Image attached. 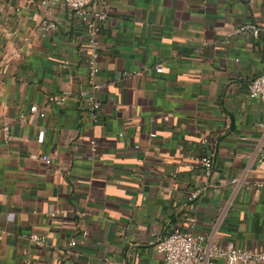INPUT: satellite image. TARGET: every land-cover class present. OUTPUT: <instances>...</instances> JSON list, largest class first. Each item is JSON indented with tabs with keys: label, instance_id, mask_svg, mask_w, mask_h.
<instances>
[{
	"label": "crops",
	"instance_id": "1",
	"mask_svg": "<svg viewBox=\"0 0 264 264\" xmlns=\"http://www.w3.org/2000/svg\"><path fill=\"white\" fill-rule=\"evenodd\" d=\"M262 21L264 0H112L92 91L73 12L0 0V264H162L156 246L175 229L264 251V103L248 94L264 33H234ZM81 92L101 103L98 122ZM209 154L205 176L193 159Z\"/></svg>",
	"mask_w": 264,
	"mask_h": 264
},
{
	"label": "built area",
	"instance_id": "2",
	"mask_svg": "<svg viewBox=\"0 0 264 264\" xmlns=\"http://www.w3.org/2000/svg\"><path fill=\"white\" fill-rule=\"evenodd\" d=\"M59 2L68 10L73 12L76 18L83 25L88 39V47L91 49V54L87 58L86 66L88 69V76L90 80L91 90L98 91L101 89V84L97 81L99 75V68L97 66L99 39L104 27L106 26L111 12L112 0H59ZM46 4V2H42ZM55 28L52 22L43 25V31L49 32ZM236 35H250L260 36L264 33V21L260 23H247L235 29ZM157 73H163V66L159 65L155 68ZM126 76L129 74H125ZM140 75V74H139ZM249 97L253 100L264 103V72L256 77L249 84ZM71 94L63 92L50 96L48 101L50 104L63 105ZM79 97L83 100L84 107L92 114L95 122L99 121V114L101 110V103L94 97V95L81 92ZM30 115L35 120L45 117V110L38 106L30 108ZM20 121L25 122L27 115L23 114L19 117ZM259 128L264 130V121L259 123ZM4 134V138L11 139L10 129L4 127L0 133ZM154 136V135H152ZM97 144L95 141L91 142L90 152L96 153ZM213 154H209L197 159H193L203 168L205 176H210L213 172L214 161ZM35 160L39 159L38 155H34ZM43 162L47 165L51 164L48 157H44ZM257 165L264 167V143L259 146L257 153ZM232 184L236 180H231ZM257 188H263L264 183L259 182L255 184ZM200 194L197 191L192 194L190 200H196ZM52 213L51 216H55ZM82 235L86 237L88 232L86 228L82 229ZM31 241L37 246L45 244V238L37 235L31 236ZM76 242L71 241L69 246L76 247ZM158 252L163 256L162 264H213L215 261L222 260L224 264H264V251L252 252L245 249L237 248L234 244L221 246L214 241L208 239L203 235H195L189 231L175 229L164 236L156 246ZM23 264H36L31 259H26Z\"/></svg>",
	"mask_w": 264,
	"mask_h": 264
}]
</instances>
